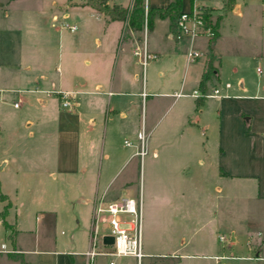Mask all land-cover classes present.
<instances>
[{"label": "crops", "instance_id": "crops-1", "mask_svg": "<svg viewBox=\"0 0 264 264\" xmlns=\"http://www.w3.org/2000/svg\"><path fill=\"white\" fill-rule=\"evenodd\" d=\"M90 1L0 0V212L6 206L9 245L34 254L37 264H86L96 199L136 198L133 168L123 169L140 146L135 139L134 150L122 154L116 138L133 119L147 128L159 102L173 97L177 111L161 130L149 127L150 153L137 164L143 256L99 254L108 256L105 264H264V0H236L230 10L224 0H182V10L209 8L213 37L174 36L173 20L159 13L138 35ZM165 1L147 0V12ZM144 40L155 54L146 65L135 54ZM160 44L172 52L186 44L185 60ZM190 49L200 55L188 60ZM213 87L221 96L190 94ZM57 90L71 93L69 106ZM77 171L78 209L90 210L81 226L87 245L49 237L41 246L34 237L23 247L20 233L30 228L18 219L35 211L56 227L71 219L75 201L66 192L36 196L28 188ZM101 232L99 248L111 249L99 241ZM221 233L229 236L226 244ZM97 255L89 264H102Z\"/></svg>", "mask_w": 264, "mask_h": 264}, {"label": "rangeland", "instance_id": "rangeland-1", "mask_svg": "<svg viewBox=\"0 0 264 264\" xmlns=\"http://www.w3.org/2000/svg\"><path fill=\"white\" fill-rule=\"evenodd\" d=\"M158 2H166L165 0H158ZM147 4L146 0H143V6L145 8V5ZM142 34V33H141ZM183 37H186V34H182ZM144 44V41L142 42L141 45ZM140 45V46H141ZM161 45V44H160ZM162 51H164L166 54H171L176 53L181 57V61H184L185 58L183 54L186 53L187 51V45L184 44L182 49L176 50L174 52L169 50L168 46H165L164 44L160 46ZM150 49L153 51V46H150ZM148 66L145 67V72L147 70L148 72ZM14 99V98H11ZM184 98L180 99L183 100ZM163 102H159V104L156 106V110L150 119L151 125L147 126L145 128L144 124H141V126H137V121L136 119H133V125L129 130H124L115 140V145L118 148L117 151H119L122 154H129L131 150H134V145H131L133 141L138 140V145L140 146L139 152H137V156H135L134 161H132L130 164L126 166L123 170V174L125 170L131 169L132 174H133V179L135 180V185L137 186V191L135 190L134 194L135 197L138 198L136 200H140V195H139V190H140V182H141V175L139 169H137V164L142 162L144 157L147 156L149 152V147L146 145L145 147H141V139L138 137V132H143L146 135L147 139V132L149 131V127L151 128L152 125L155 128V131L161 130L169 121L171 116L175 111H177L179 103L176 102V104H171L173 97H164ZM150 102V101H149ZM8 108V105L4 108L6 110ZM138 129V131H137ZM133 133H136V137L133 135ZM136 143V142H135ZM142 172V171H141ZM57 173V172H56ZM79 172H75L73 175H70L69 178H61L60 175L57 174V179L58 181H55L52 179L50 176L51 183L47 186H40V185H33L29 189L31 195H36V196H42L43 194H46L47 196H57L63 194V192L69 193L71 195H74L75 201L70 203L69 205V211H71L72 215H69L71 219L65 220L62 224L60 223L56 227H54V221L51 222L48 218L46 217H41L38 219L36 217V212L33 211L32 213L27 214V217L24 219H18L17 220V225L19 224H25L27 227L30 229V233H20V242L22 243L23 247H28L33 243L34 237L39 239L40 243L39 245L44 246L45 242L49 237L54 239V237H57V239L61 238L64 241H70L71 237L73 240L78 242V245L76 247H81L83 245H87V237H88V232H85L84 229L81 227L83 223H85V219L88 217L90 218V210L89 209H84L81 211L78 209L79 203L77 201V176ZM50 182V181H49ZM3 189L0 186V207L2 199H4V193ZM76 195V196H75ZM6 197V196H5ZM68 211V210H67ZM51 222V223H50ZM168 219H162L161 223H167ZM47 223V225H44ZM49 223V224H48ZM141 224H142V216H141ZM50 225H52L50 227ZM122 226L128 228L130 226L129 222H122ZM12 226V224L10 225ZM99 228L100 231L102 232H109V227L108 224L105 222H99ZM11 230L5 226L4 223L0 222V243L5 242L7 248H14L9 243H11V236H10ZM100 237V236H99ZM90 246V245H89ZM89 248V247H88ZM15 249V248H14ZM86 250H88L86 248ZM13 251H3L0 250V264H18L17 261L14 259L10 258L8 259L9 253ZM35 255H22V260L18 259L20 264H37L35 259ZM118 257H115V261L117 260ZM97 259H101L102 264H105L108 262V256L106 255H97ZM120 259H126L125 257ZM87 264V263H86ZM129 264H134L132 261Z\"/></svg>", "mask_w": 264, "mask_h": 264}, {"label": "built area", "instance_id": "built-area-1", "mask_svg": "<svg viewBox=\"0 0 264 264\" xmlns=\"http://www.w3.org/2000/svg\"><path fill=\"white\" fill-rule=\"evenodd\" d=\"M133 0H131V3ZM147 2V0H146ZM205 8L202 6H193L188 10H182L179 16L173 23L172 35L179 37L182 34L190 35L192 37L206 34L212 37L213 32L210 27L206 24ZM144 29L146 30L147 25V4L144 8ZM71 30L77 28L76 24L68 25ZM135 54L141 56L143 65H146L148 59L155 56L154 53L147 51L145 40L143 45H139L135 48ZM200 55V52L195 49H190L187 52L188 60H192ZM257 71L261 73L263 70L261 67H257ZM226 86L230 83L226 82ZM61 97V103L63 106L70 105V97L72 96L69 91L57 90ZM54 90H47L50 94ZM183 94L179 92L178 95ZM190 94L194 97L205 96V97H219L221 96L220 88L213 87L209 91H201L194 89ZM18 102L14 105L18 106ZM264 135V132H263ZM138 137L141 139V147L146 146V135L143 132H138ZM128 221L130 226L128 228L121 225L122 222ZM99 222H105L108 224L109 232L105 234H111L113 236V243L110 244L111 249L102 250L98 246L97 234L99 233ZM93 224L94 230L90 239V247L85 251V255L88 257L87 264L90 263V259L99 253H107L113 256H121L126 254H132L139 260L143 256L141 250V204L140 200L129 195H121L113 200H105L103 196L96 199L93 209ZM104 232H101L99 241L103 242ZM218 238L220 242L226 244L229 241V236L226 234H219ZM0 250L3 251H16L14 248H7L5 242L0 243ZM217 259L228 258L226 254L214 255ZM109 264H114V260H110Z\"/></svg>", "mask_w": 264, "mask_h": 264}, {"label": "trees", "instance_id": "trees-1", "mask_svg": "<svg viewBox=\"0 0 264 264\" xmlns=\"http://www.w3.org/2000/svg\"><path fill=\"white\" fill-rule=\"evenodd\" d=\"M92 4H94L97 8L102 9L110 19H121L126 21V26L129 30H133L136 34L139 35V32L143 29V24H144V18H145V13H144V6H143V0H133V2L127 6H121V5H108L105 0H91ZM236 0H224V9L225 10H230L234 6ZM182 5V0H170V2L162 7V6H157V7H151L149 8L146 18H147V25L148 27H151L152 25V20L153 17L156 13H159L160 15H168L170 18L173 20V22L176 20V18L179 16L181 13ZM203 7V6H202ZM205 8V18H206V24L210 27L211 31L213 32V36L217 34L216 30V25L212 24L210 19H209V8ZM212 66L209 67L208 72L212 70ZM208 73H204L203 78H206ZM6 212V206H4L3 210L0 212V218L2 223L5 224L6 227H8L11 232L13 229L11 228L10 224L4 219V215ZM11 238L12 235L10 234ZM9 255L12 258L15 259H21L22 260V253L20 252H11Z\"/></svg>", "mask_w": 264, "mask_h": 264}, {"label": "water", "instance_id": "water-1", "mask_svg": "<svg viewBox=\"0 0 264 264\" xmlns=\"http://www.w3.org/2000/svg\"><path fill=\"white\" fill-rule=\"evenodd\" d=\"M103 242L106 244H112L113 243V236L111 234H106L103 236Z\"/></svg>", "mask_w": 264, "mask_h": 264}]
</instances>
